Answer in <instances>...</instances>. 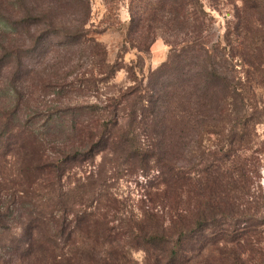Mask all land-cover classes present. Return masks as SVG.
Returning a JSON list of instances; mask_svg holds the SVG:
<instances>
[{
	"label": "trees",
	"instance_id": "16d2710c",
	"mask_svg": "<svg viewBox=\"0 0 264 264\" xmlns=\"http://www.w3.org/2000/svg\"><path fill=\"white\" fill-rule=\"evenodd\" d=\"M66 1L87 18L90 0ZM229 3L220 38L202 0H129L125 43L146 53L160 28L169 46L137 79V62L108 61L83 26L48 20L27 45L10 43L42 17L28 0H0V264H138L136 250L141 264H264V214L242 206L238 159L245 126L259 120L264 0ZM52 35L68 58L83 46L98 70L69 80L36 70ZM121 68L133 84L101 97ZM132 174L146 190L139 213L112 189Z\"/></svg>",
	"mask_w": 264,
	"mask_h": 264
},
{
	"label": "rangeland",
	"instance_id": "374dc122",
	"mask_svg": "<svg viewBox=\"0 0 264 264\" xmlns=\"http://www.w3.org/2000/svg\"><path fill=\"white\" fill-rule=\"evenodd\" d=\"M206 10L213 16L212 29L217 36L222 38L225 30L226 19L231 16L232 5L229 0H218V2H211V0H202ZM129 0H90V10L86 19H83L81 12H74L71 4L66 0H28V6L38 16L42 17L40 23L33 24L29 28V32L11 33L10 43L19 44L30 41V35L36 36L38 31L44 26L46 22L50 21L55 26L67 27L74 29L83 26L88 34L101 42L107 51V60L110 62L122 60L123 64H130V62H137L136 76L141 79L143 75L146 77L150 69L157 67L162 61L167 58L169 53V46L164 43L162 32L160 28H155L153 34L154 41L148 46V52L144 53L136 47L129 46L125 43L126 28L129 20L127 17V3ZM3 9V8H2ZM85 20V21H84ZM83 21V22H82ZM110 25L109 28L102 30L104 25ZM1 26V25H0ZM19 29V28H18ZM29 37V38H28ZM54 38L56 36L42 40V46L39 52L31 59L30 64L36 69L41 70L43 67H48L49 70L57 71V73L65 74L67 72V79H75L81 72L93 69L89 59L82 54L84 49L82 47H73L74 56H68L62 50H57L54 45ZM127 51L121 52L123 47ZM141 71H140V69ZM58 69V70H57ZM97 71V68H94ZM93 69V71H94ZM94 71V72H95ZM142 74V75H141ZM110 83L114 84L111 87L99 84L98 94L104 97L106 93H113L117 88H125L133 84L124 68L115 72L114 77ZM38 91L34 96H38ZM257 100V111H254L259 120L256 123L245 126L247 133L245 141L243 142L239 154V162L242 167L243 176L246 182V193L243 194L242 206L257 209L261 215L264 214V85L255 89ZM52 96V95H50ZM95 96L93 92L86 95L69 93L62 98L63 102L72 101L74 103L82 101H93ZM252 111L246 109V115ZM142 177L137 174L124 175L120 179L112 181L113 190L118 194L122 200L125 208L131 210L133 213H139L138 207L146 203L145 201V186L139 181ZM255 237L253 240L258 241ZM260 239L264 237L260 236ZM261 241V240H260ZM260 246L264 244L263 240L257 242ZM133 258L141 264L143 262L144 254L141 250L133 252Z\"/></svg>",
	"mask_w": 264,
	"mask_h": 264
},
{
	"label": "crops",
	"instance_id": "0c3cea01",
	"mask_svg": "<svg viewBox=\"0 0 264 264\" xmlns=\"http://www.w3.org/2000/svg\"><path fill=\"white\" fill-rule=\"evenodd\" d=\"M127 17H128V13H127Z\"/></svg>",
	"mask_w": 264,
	"mask_h": 264
}]
</instances>
